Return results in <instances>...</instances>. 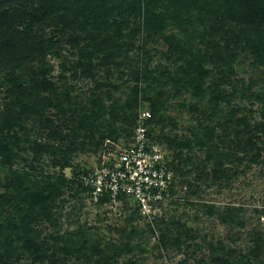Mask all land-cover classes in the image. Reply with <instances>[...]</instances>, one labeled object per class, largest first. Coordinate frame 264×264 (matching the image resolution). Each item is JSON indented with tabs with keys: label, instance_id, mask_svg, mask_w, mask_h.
Listing matches in <instances>:
<instances>
[{
	"label": "trees",
	"instance_id": "obj_1",
	"mask_svg": "<svg viewBox=\"0 0 264 264\" xmlns=\"http://www.w3.org/2000/svg\"><path fill=\"white\" fill-rule=\"evenodd\" d=\"M32 5L37 6L33 11ZM231 24L236 27L229 31ZM158 39L166 49L158 47L160 52L151 53L150 47ZM192 39L201 40L206 48L197 50ZM63 46L84 47L83 77L95 80L94 72L105 70L103 80L118 73L120 80L126 76L135 86L127 85L120 92L118 85L104 84L124 97L111 106L103 105L100 98L78 105L68 96H63L62 104L48 79L52 70L48 58L58 57ZM245 52L251 55L252 65L263 69L261 81L245 84L234 79L233 62ZM156 59L164 65L153 67ZM92 61L99 65L93 66ZM0 78V89L7 90L6 103L0 109V264H67L66 258L74 255L83 260L81 264H112L113 258L100 248L103 240H94L81 225L75 232L61 234L62 212L66 197L79 200L81 195L94 206L111 202L106 195L92 202L89 189L79 178L88 170L75 166L72 158L76 153L97 154L120 132L128 142L142 93L151 115L146 121L147 136L170 155L174 184L180 179L179 186L186 185L194 193V189H209L231 180L238 173L234 167L264 162V0H0ZM143 82L149 84L145 89L139 85ZM240 84L241 89L234 90ZM256 85L258 90H252ZM157 88V96H151ZM43 93L49 97L42 103L38 99ZM181 93L194 101L189 109L196 125L187 128V136L174 133V123L167 122L164 114L166 99ZM236 93L261 106L258 118L252 104L246 107L241 99L235 102ZM48 107L64 108V116L78 107L83 112L68 134L54 128L46 136L57 142L24 141L20 134L27 130L26 122L36 119L42 127L47 123L44 111ZM24 144L32 154V165L20 171L15 166ZM196 152L203 156L201 162L192 155ZM43 156H51L58 172L45 174L34 165ZM65 169L72 174L67 176ZM191 173L194 176L189 180ZM122 201L132 204L130 198L119 195L116 202ZM186 206L198 205L187 202ZM239 213L229 209L221 220L239 223ZM132 221L133 216L126 219L127 224ZM169 223L173 232L166 230L159 247L163 251L189 249L186 245L191 236L186 226L173 218ZM151 228L148 225L150 233ZM129 234L127 242L110 245L115 257L138 247L130 241L143 232L134 229ZM263 243L255 236L241 260L257 262L264 256ZM234 253L218 243L201 263L230 264Z\"/></svg>",
	"mask_w": 264,
	"mask_h": 264
},
{
	"label": "rangeland",
	"instance_id": "obj_2",
	"mask_svg": "<svg viewBox=\"0 0 264 264\" xmlns=\"http://www.w3.org/2000/svg\"><path fill=\"white\" fill-rule=\"evenodd\" d=\"M36 8V5H32L30 10L33 11ZM235 27L234 24L228 25L229 31L234 30ZM173 32V34H176L179 31ZM177 39L178 42H182L180 37ZM192 43L196 46L197 50L200 49L202 51L206 48L205 43L203 45L199 39H195L194 42L192 39ZM156 44L150 47L151 53L160 52L157 50L158 47L159 49H163V51L166 49L162 39H158ZM86 55L83 46L79 48L63 46L58 57L48 58V63L52 67L48 79L57 88L62 104L65 96L74 98L75 103L78 105L82 104L83 101L85 102L88 99L93 100L94 98L102 99L103 105L106 106H111L116 99L123 101L124 97L120 96L119 93L125 91L127 85L134 87L136 83L126 76L120 80L119 78L122 75L118 73H115L112 79H106L105 81L103 80L106 75L105 70L94 72L96 76L95 80L83 77L82 72L86 66L84 61ZM158 56L160 55L158 54ZM152 63L153 67L164 65L160 59H156ZM92 64L93 66L99 65L96 61H92ZM252 64L253 60L249 53L245 52L240 55L233 62L236 74L234 79L243 81L245 84H248L249 81H261L263 69L255 67ZM123 81H126L127 84H124ZM108 82L109 86H111L110 83L118 85L120 92L115 94L116 92L105 87L104 84L108 86ZM162 82H166V80ZM139 85L144 89L149 86L147 82ZM156 87L154 83L153 88ZM241 87V84L237 85L234 90L239 91ZM252 90H258V86L252 87ZM228 91L232 92L231 89H228ZM157 94L158 88L152 91L151 96H157ZM6 97L7 90L2 86L0 89L1 110L4 103H6ZM40 97L38 100L42 102L49 95L43 93ZM143 97L144 94L142 93L139 96L140 102L142 101L138 107L139 113L150 111L149 105L143 101ZM235 97V102L241 99L238 93L235 94ZM183 101H186V103L183 104ZM166 102L167 110L164 114L167 116V122L174 123V133L187 136L189 134L187 128H194L196 125L194 115L189 109L190 105L194 104V101L190 100L188 94L181 93L177 98L169 96ZM240 104L246 107L252 104L253 110L256 112L255 116L258 118L261 106L257 105V103H250L245 99H241ZM63 110L64 108L59 110L53 107L46 108L44 112L47 123L40 127L36 119L27 121V130L20 134L21 138L24 141L28 139L29 141L44 145L53 143L51 140L54 139L49 140L46 136L51 134V130L54 128L61 130L63 135L68 134L70 128L81 119L80 115L83 109L78 107L74 113L70 115L66 113L65 116L63 115L65 112ZM157 115L159 116L160 114ZM158 128H155L156 132L159 131ZM102 131L104 132L105 130ZM97 136L98 134H96V138ZM124 136V133L120 132L117 139H109L105 149L109 148L108 145L113 146L115 143L122 146V143L126 142ZM54 141L57 142V139ZM22 147L21 159L15 167L20 171H27L26 167L32 165V154L27 150V145L24 144ZM105 149L99 151L97 154H92L91 152L76 153L73 155V161H71L75 166L89 168L91 164L98 161V157L105 152ZM192 155L199 162L203 159V156L197 152L192 153ZM262 156L264 159V153ZM51 163V156H43L41 161L34 165L42 169L45 174L58 172V168L52 167ZM234 169L238 173L231 180L229 179L226 182L221 181L209 189H203L204 187L200 191H195L194 189V193H190L186 185L179 186V179L173 188L174 203L168 204L164 208L153 210L149 214V218L142 217L138 209L127 201L108 202L102 206H94L81 195L79 196V200H72L66 197L65 199L68 202L63 207L61 234L64 232H75L78 226L81 225L94 240H103L100 248L106 256L111 257V259L113 258L112 264H202V260L209 255V250L218 243H222L227 250L235 252L234 255L230 256V264H264L263 255H261L257 262H249L248 259L241 260L240 257L241 254H246L251 246H253L255 236L261 237V240L264 242V162L258 165H242L234 167ZM209 170L211 169L208 168ZM64 172L67 176L72 174L69 173L68 169H65ZM193 176L194 173H191L188 179L192 180ZM187 202L197 204L198 206H186ZM73 206H75V209L72 208L74 211L71 210ZM233 208L240 211L239 223H235L236 225L223 223L221 219L229 209ZM131 216H133V221L127 224L126 219ZM171 218H173L175 223L185 225L187 231L190 232L191 239L186 245H189V249H185V246H182L181 250L167 249L163 251L159 247L158 242L164 236L166 230L173 232L169 223V219ZM152 222L153 224L151 225ZM148 225L152 227V233L149 232ZM134 229L143 232L141 237L133 238L130 241L132 246L138 247L130 254H121V256L115 257L114 251H111L113 247L110 248V245L127 242V237L130 236L129 233ZM107 244L108 247L106 246ZM84 255H86V252ZM78 258L75 255L71 258H66L67 264H81L83 260Z\"/></svg>",
	"mask_w": 264,
	"mask_h": 264
},
{
	"label": "built area",
	"instance_id": "obj_3",
	"mask_svg": "<svg viewBox=\"0 0 264 264\" xmlns=\"http://www.w3.org/2000/svg\"><path fill=\"white\" fill-rule=\"evenodd\" d=\"M150 116L146 111L140 112L129 141L122 146L110 145L98 161L86 168L87 174L79 176L89 189L92 202L104 195L115 202L119 195H124L147 218L153 210L171 202L175 185L169 166L171 157L147 136L146 121Z\"/></svg>",
	"mask_w": 264,
	"mask_h": 264
}]
</instances>
